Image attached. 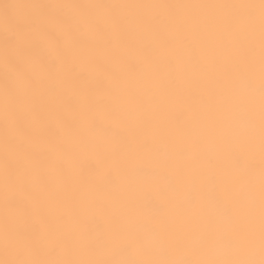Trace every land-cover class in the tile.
Instances as JSON below:
<instances>
[{
  "label": "snow or ice",
  "instance_id": "6c2138e0",
  "mask_svg": "<svg viewBox=\"0 0 264 264\" xmlns=\"http://www.w3.org/2000/svg\"><path fill=\"white\" fill-rule=\"evenodd\" d=\"M0 264H264V0L0 3Z\"/></svg>",
  "mask_w": 264,
  "mask_h": 264
},
{
  "label": "bare ground",
  "instance_id": "6f19581e",
  "mask_svg": "<svg viewBox=\"0 0 264 264\" xmlns=\"http://www.w3.org/2000/svg\"><path fill=\"white\" fill-rule=\"evenodd\" d=\"M5 0H0V3ZM76 2H92V0H76ZM103 2H226V0H103Z\"/></svg>",
  "mask_w": 264,
  "mask_h": 264
}]
</instances>
